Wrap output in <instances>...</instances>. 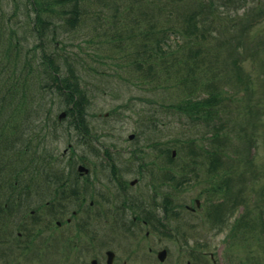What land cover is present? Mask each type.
Returning a JSON list of instances; mask_svg holds the SVG:
<instances>
[{
	"label": "trees",
	"instance_id": "16d2710c",
	"mask_svg": "<svg viewBox=\"0 0 264 264\" xmlns=\"http://www.w3.org/2000/svg\"><path fill=\"white\" fill-rule=\"evenodd\" d=\"M192 1L196 2L195 6H189ZM241 1L243 2L237 5L244 8L242 5L248 4V0ZM85 2L86 0H22L14 8L0 4V116L6 119L0 121V138H6V131L12 129L11 146L7 151L12 165L24 162L28 152L34 154L31 159L33 163L56 162V152L53 151L54 148L51 151L49 143L58 140L59 134L70 137L73 129L78 136L83 137V144H89V140L85 139L92 135L88 122L92 100L88 84L78 66V56L67 54L65 48L61 49V53L58 47L53 50H48L47 47L48 44L51 46L55 43L52 39L57 41L60 33L84 30L86 13L89 12ZM120 2L123 4V0ZM151 2L152 0H143L144 6L141 7L145 9L141 10L140 15L134 17L133 23L119 22L117 30L109 16H101L103 9L110 7L107 5L97 8L93 23L94 31L101 37L99 29L104 18H107L110 27L103 34L110 44L109 54L121 61L127 59L133 67L130 71L133 82L153 84L154 92L159 93L161 90L169 96L168 102L159 103L154 99L149 100L147 106L138 107L136 126L139 127V142L136 147L141 154L149 156L143 148L156 147L161 150L156 153L166 154L173 164L178 160L171 156V150L176 149L179 163L165 172L171 174L176 189L191 182L204 187L207 207L202 216L203 223L208 224L210 229L226 231L224 237L229 250L242 243H250L249 246L260 248L264 252V166L255 162L257 158L252 152L254 148L259 149L262 135H258L256 127L258 123L264 122V105L255 99V83L259 80L247 70L245 64L252 48L245 46L243 40L234 42L232 37L220 38L219 33L224 31L223 23L216 22L210 16L219 6L226 7V12H231L233 8L228 6L229 0H221L218 4L214 0H171L170 4L158 6L160 10H166L167 15L150 6ZM21 6L24 7L25 17L29 21L33 20L31 32L39 39V43L33 48H40L43 68L35 64L36 52L31 47L24 52L25 46L13 26L12 20L19 17ZM123 6L129 9L136 4ZM114 7L118 10L120 6ZM254 10H257L256 19H264V5L246 8L244 13L247 16ZM253 20L248 18L244 23L250 28L257 22ZM245 24L241 29L243 36L247 28ZM263 48L264 42L261 41L254 49L255 56ZM212 58L217 61L211 60ZM42 73L45 78L40 76ZM41 94L45 98L57 95L61 103L65 104L70 119L61 128L48 117L40 132L35 133L36 129L30 131L29 128L25 130L30 132L25 142L20 139L21 135H18L17 130L21 131L19 126H24L26 117L34 114L37 107L31 100ZM229 104L237 105V112L232 109L228 115L225 109ZM51 109L52 106L46 107L48 115L52 114ZM29 110L33 113L30 114ZM169 117L185 120L198 129L197 133L191 131L181 139H175L173 143L163 140L155 134L164 124L163 120ZM34 120L35 118L30 117L27 122ZM9 124L18 128L14 130L11 125L8 128ZM32 132L35 145H32ZM144 137L146 139H142ZM77 161L85 163L86 160L81 158ZM147 161L155 162L156 159L147 158ZM49 170L45 168L49 182H62L63 175L59 177L58 172L54 171L56 175L53 176ZM16 171L20 175L24 169ZM66 189L59 201L44 203L48 222L61 218V215L72 208L78 214L82 213L86 204L77 199L89 189V185H80L75 181L74 185L68 184ZM95 205L98 202L95 201ZM178 206L179 204L171 203L172 212L166 208L163 217L155 218L157 224L161 225L163 220L169 222L180 218L181 212L176 208ZM101 211L100 207L89 206L86 216H75L76 230L68 235L66 245L80 248L79 243L84 236L82 231H92L89 229L90 215L96 213L99 216L103 213ZM153 227L158 233L173 236L172 233L160 230L154 222ZM173 229L183 236L185 242L189 240L190 236L186 231L177 227ZM199 241L198 247L207 245ZM46 242L56 244L57 241L49 239ZM75 250L80 253L78 249ZM194 258L198 256L194 255ZM252 260L261 262L254 255ZM242 261L246 263L249 260ZM242 261L239 262L243 263Z\"/></svg>",
	"mask_w": 264,
	"mask_h": 264
},
{
	"label": "rangeland",
	"instance_id": "374dc122",
	"mask_svg": "<svg viewBox=\"0 0 264 264\" xmlns=\"http://www.w3.org/2000/svg\"><path fill=\"white\" fill-rule=\"evenodd\" d=\"M120 1L121 0H86L85 6L89 9V12L86 13L84 30L82 32L76 31L74 33H60L57 41L56 39H52L55 43H52L51 46L48 44L47 46L48 50H53L58 47L59 52L61 53V49L65 48L67 54H77L78 62L80 63L78 66L80 70L83 71L82 77H84L85 82L89 86L91 85L90 87L88 86L92 100L90 112L92 124L98 129L102 136L99 140V145L102 143L111 144L114 141L119 142L120 146L131 145L132 142L126 143V139L130 134H136L139 130V127L137 129L136 126L139 118V114L137 113L138 107L147 106V104L150 103L149 100L153 101L154 99H156L159 103L169 101L167 93H163L161 90H159V93L158 91H153V84L146 82H133L134 78L130 74L133 67H131V64H129L127 59L121 61L119 58L109 54L110 44H108L107 36L103 34L110 27L107 23V18H104L101 28L99 29L101 37H98L97 33L93 29V23L96 20V12L99 6H110L107 10L103 9L101 16L102 18L104 16H109L110 20L116 24L114 25V29H116V26H119V22L121 21H123V23H133L132 21L134 17L139 16L141 10L145 9L144 7H141L144 6L143 0H123V4H136V6L129 7V9L125 8ZM220 1L221 0H214L215 4H218ZM18 2L21 3L22 0H0L1 6H9L11 8L17 6ZM170 2L171 0H152L149 4L150 6H153L155 10H159L160 13L167 15L166 10H160L158 6H164L165 3L170 4ZM241 2L243 1L229 0L228 6L233 8L231 12L229 10L226 12V7L219 6V8L216 7L214 9L210 17L215 18L216 22L223 23L224 31L222 30V32L219 33L220 38L227 39L232 37L234 42L243 40V42H245V46L252 48L251 52L249 51L245 64L247 66V70L254 73L255 77L259 80L255 83L257 91L255 99L256 101L262 102L264 105V77H261V75L264 76V48L258 55L255 56L254 54V49L259 42H264V20L257 21L256 24L250 28L244 23L248 18L251 20L254 19V22L258 20L256 19L258 16L255 15L257 14V10L249 13V15H247L248 17L244 11L246 8L252 9V7L256 8V6H263L264 0H248V4L246 3L242 5L245 6L244 8L237 5ZM93 4H96L97 6L94 7ZM115 5L120 6L118 10L114 7ZM195 5L196 2L192 1L189 6ZM235 6L239 7L234 8ZM20 10L21 13L19 14V17L12 20L13 26L16 28L18 35H20V38L22 39L21 43L25 46L24 52L28 50V47H31L33 52H36L34 57L35 64L43 68V58H41L42 52L40 48L37 50L36 48H33L37 43H39V39L31 32V24L33 26V20L29 21L28 18L25 17L26 15L23 13L24 7ZM104 22L106 24H104ZM243 24L247 27L245 28L244 36L241 33ZM247 29L249 30L247 31ZM23 37L25 39H23ZM52 38H54V36H52ZM38 51L39 56H37ZM211 60L217 61L213 58ZM40 76L43 77L44 73L40 74ZM45 77L46 76H44V78ZM166 96H168L167 99ZM52 97H54L53 101L51 99ZM33 100L37 107L34 109V114L39 115L43 119L44 124L48 120V117L53 123L57 121L56 119L58 118V115L64 110L62 109L64 104L61 103L57 95H51L45 98V96L43 97L41 94ZM47 106H52L53 108L51 109V115L47 114ZM232 109L237 112V105L229 104V107L227 105L225 110L228 115H230L229 110ZM109 112H111V114L108 115L106 119L102 117L104 113ZM161 118H163V116ZM163 121L164 124L160 126V130H158L155 135L161 137L165 141L172 142L175 139H181L184 135H187V133H190L191 131L196 133L198 131V129L194 128L191 124H187L185 120H181L177 117H169ZM66 123L67 121H64L62 125ZM263 123L264 122L258 123L259 125L256 127L258 135H262L259 149L254 148L252 151L257 158L255 162H257L260 166H264ZM107 132H113L116 136L111 138L105 135ZM142 139L146 138L144 137ZM144 143L146 144L147 140H145ZM54 145L57 153L62 154L65 148L69 146V143L61 139L55 142ZM178 157L179 156H177L178 161H176L175 164L179 163ZM98 169L101 168L98 166L97 170ZM103 179L104 178H102V180ZM104 182L105 181L103 180L100 188L103 187ZM149 187L148 179H145L144 181H141L137 187H133L131 191L135 195L137 193L139 195H145L143 200H148V195H153L154 193L153 189ZM204 195V187L201 184L194 182L189 185L185 183L180 189H176V187L174 188L171 187V185H168L159 189L156 196L153 195L160 203H164V200L169 198L173 205L179 204L176 208L181 212V216L173 221L170 220L169 224L170 227H177L178 229L186 231L190 236L188 238L189 240H186L187 242H185L182 235L168 237L161 233L154 232L147 236L145 235L147 228H145L143 224H138L141 232L136 229L134 230V235H130L129 233L126 235L122 234L120 230H118V232L112 231V228L108 223L99 222V225L94 223L93 225L97 230V235H95V239L92 242L93 244H91L88 251L85 252V256L78 260V264H91V260L93 258H97V264H105V252L107 249H113L117 254L114 264H186L187 261H191V264L194 262L200 264L203 260L204 264H235V262L237 264H264V252L260 248H253L249 246L250 243H242L241 245L236 246L233 250H229V248L226 247L228 244L226 243L224 237L226 231L221 233L217 229H210L208 225L203 223L202 216L205 212L203 208L198 210L200 212H195L193 215L191 214L190 210L187 209L186 206H195V199L197 198L203 200L205 208L207 207L206 196ZM88 203L87 206L89 205ZM163 206L164 205H161V207L154 209L159 214H162ZM169 210L172 212L170 207ZM133 215V210L126 209L124 212L119 214L118 217L121 221L125 220V224H130L132 223L131 220H133ZM194 224H196V227H194ZM66 228L67 227H63L62 230ZM170 231L173 234L175 233L171 228ZM198 240L206 243L207 245L203 248L198 247ZM88 243H90V239H88ZM161 248L168 249V256L165 260H163V262H160L157 258V250H161ZM194 249H197L202 253L205 252L203 253L205 255L202 258L203 260L191 258V252L192 250L194 251ZM17 252L19 251L17 250ZM195 253L198 254L197 252ZM211 254L213 255V259ZM252 255L260 258L261 262L257 263L253 261ZM19 257L20 259L22 258V262L13 264H27L28 261H26L27 258H25V255L21 254ZM242 259H248L249 261L245 263ZM31 260L33 261L29 262V264H33V262L41 264L40 258H32ZM74 261L75 260L72 261V264ZM239 261H242L243 263H240ZM42 264H47V261L43 260ZM51 264L59 263L52 261Z\"/></svg>",
	"mask_w": 264,
	"mask_h": 264
},
{
	"label": "flooded vegetation",
	"instance_id": "af4514ba",
	"mask_svg": "<svg viewBox=\"0 0 264 264\" xmlns=\"http://www.w3.org/2000/svg\"><path fill=\"white\" fill-rule=\"evenodd\" d=\"M104 153L102 154L104 162H103V169H100L101 172H97L94 170L95 168L92 167V169L89 167L88 171L86 172H79L80 170L77 166V175L84 176L91 174L92 178L98 177L100 179V176L104 178V183L102 190V197L104 201L107 202H125L129 201L131 202L133 199H137V196L131 191L133 187H137V185L144 181L145 177H141L138 173V176L135 178H131L130 176L134 174L139 167L138 160L140 159L137 152L136 147L131 146H111V147H105ZM64 153H68L67 150H64ZM137 162V163H136ZM95 171V172H94ZM17 184L19 181L12 179H6V180H0V198L9 199L5 206H8V211L11 212L13 209H19L17 212H22V215L20 219V225L22 227H27L28 223L31 225L34 224V221H38L39 217V206L38 208H32L30 209V216H28V207L23 205L28 202L27 198H24L23 202L21 201V194L18 197L17 193L20 191L21 193L24 192V196H29V198H34L39 192V189L34 188H27L26 184L21 185L22 187L19 189L17 186H13L12 183ZM24 183L25 181L22 180ZM4 185V187H2ZM20 186V187H21ZM149 188L153 189L154 194L156 195V186L149 184ZM39 188V187H37ZM16 191V193L13 194V192ZM200 207V204L196 202L195 207H191L193 211H196V208ZM27 208V211H26ZM38 223V222H37ZM59 227H62V223H58ZM21 235V232L19 233ZM149 234V231L147 232V235Z\"/></svg>",
	"mask_w": 264,
	"mask_h": 264
},
{
	"label": "water",
	"instance_id": "95a60500",
	"mask_svg": "<svg viewBox=\"0 0 264 264\" xmlns=\"http://www.w3.org/2000/svg\"><path fill=\"white\" fill-rule=\"evenodd\" d=\"M109 253V255H110V258H109V263L108 264H111L110 262L112 261V253H110V252H108ZM165 253H166V251L164 250V251H162L161 253H160V258L161 259H164V257H165ZM96 263V261L94 260L93 261V264H95Z\"/></svg>",
	"mask_w": 264,
	"mask_h": 264
}]
</instances>
